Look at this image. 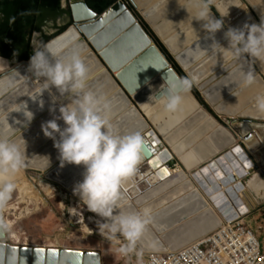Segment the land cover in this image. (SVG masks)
<instances>
[{
  "label": "water",
  "instance_id": "water-1",
  "mask_svg": "<svg viewBox=\"0 0 264 264\" xmlns=\"http://www.w3.org/2000/svg\"><path fill=\"white\" fill-rule=\"evenodd\" d=\"M131 1L164 50L186 76L190 84L187 91L191 98L202 107V114L211 116L216 123L220 124V127L215 128L212 132L211 130L203 131L202 133H209L208 136L201 142V147L199 146L201 143L194 146L197 150L201 148L200 150L204 151L203 159L207 162L200 169L193 171L192 181L195 185L198 184V187L204 190L206 195H212L216 191H220V183L226 186L235 180L232 173L234 166L238 177L243 180L246 174L245 167L249 163L244 150L245 145L237 140L230 131L232 128L229 126L230 129H228L219 122L218 118L228 117L248 123L264 122V114L259 113L255 108L256 95L264 93V66H261L259 61L252 65L256 72L255 79L254 83L247 87H235L234 83L223 86L229 81L240 79L239 65L233 59L232 53L227 50H223V60L219 56L210 55L200 50L199 46L201 49L210 51L212 38L203 27L205 21L196 18L203 9L205 12L210 11L214 19H222L223 26L214 33V38L219 44L227 47L228 41L224 36L227 29L241 27L244 23L259 24L261 15L264 13V0H162L160 4L148 9L155 18L154 24H152L153 21L151 23L149 19L146 20L134 0ZM69 6L72 24L65 31L46 42L48 47L55 52L58 49L62 50L63 57L61 59H68L74 52L80 54L82 51L90 50L83 60L87 66L91 65L89 79H92L96 71L103 70L102 74L90 79V85L97 94L107 97L106 99L110 101L107 117L113 133L126 134L139 131L142 134L148 128V124L143 118L146 114L141 110V106L149 100L155 91L160 89V86L165 83V79L167 80L165 74L162 73L164 72L162 66L167 63L165 61L171 65L179 80H183L182 77L123 0H118L102 14L94 11L88 0H71ZM122 10L126 12L123 17H118L119 22L126 27L129 25L128 23L135 21L142 35L148 38L151 44L145 51L135 53L131 60L128 58L133 55L132 53L129 54L130 56L125 54L124 57L123 53L120 54V61L116 66H112L83 27L89 23L98 25L102 21H109L110 16L114 14L117 16V13ZM160 14L163 15L162 18L157 17ZM117 25L119 24L113 26L117 29ZM39 36H41L40 33L35 34L33 47L40 48L41 43L38 44L37 39ZM73 40L77 42L71 48H65ZM195 47L196 51L193 52L192 48L195 49ZM9 61L12 63L11 60ZM29 63L30 59L19 61L12 66L13 69L9 73L0 76V91L9 92L0 101V131L13 141L19 139V146L25 161L22 167L23 171H42L45 176H43L44 180L59 189H66L67 195L73 194L74 184L82 179L83 166L65 164L61 167L53 140L46 137L42 129L38 130L32 127L48 111L50 97L45 92L38 97V100L45 101L44 107L41 109L38 100L33 101L28 96V88L25 90L22 86L17 88L22 81L15 76V73H25L26 76L23 80L27 85L33 82ZM223 66L229 70V76H226L227 70ZM118 68L121 69L117 74H114ZM245 70H247V65H245ZM140 89L143 91L136 95ZM22 91L25 92L22 94ZM8 102L11 103L8 104ZM23 102H26L28 109L34 113L33 119L26 127L23 124L15 123L16 120H24L21 111L24 108ZM54 116H59L58 109L55 113L49 112L44 118L52 119ZM147 121L149 122V120ZM57 122L61 128L64 127L62 120ZM41 124L42 122L39 124L40 128ZM38 134L41 138L47 139L32 146L31 139L36 138ZM142 136L144 152L141 163L148 164L153 157L152 146L146 139L150 133L145 136L142 134ZM230 145H234L233 148L229 147ZM215 149H218L220 153L217 154ZM235 155L239 156L241 160L236 161ZM226 159L231 163L229 164ZM181 165L187 169L185 164L181 163ZM218 165L228 177L223 176ZM144 166L146 165L139 164L137 171L143 170ZM207 167L215 172V176L209 173ZM206 173L209 174L205 175ZM202 174L205 175L207 181L202 179ZM192 181L187 178L185 171L173 175L167 174L160 183L150 187L141 197L134 198V200L129 198L123 187L127 210H138L144 206H149L153 210V223L149 226L148 239L158 241V247L155 250L145 248L144 251L176 250L194 242L221 225L218 216L211 208L206 207V203L196 189L197 186ZM131 184L130 179L125 182L126 187ZM241 187L243 184L239 182L234 186V189L226 190L228 196L225 197L221 191L215 196L221 200V214L227 220L246 211V207L238 195ZM235 207L236 209H234ZM101 262V254L97 250L13 246L0 243V264H102Z\"/></svg>",
  "mask_w": 264,
  "mask_h": 264
},
{
  "label": "clouds",
  "instance_id": "clouds-1",
  "mask_svg": "<svg viewBox=\"0 0 264 264\" xmlns=\"http://www.w3.org/2000/svg\"><path fill=\"white\" fill-rule=\"evenodd\" d=\"M70 1L63 0L62 8L70 10ZM123 1L134 12L141 25L148 26L138 14L133 2ZM60 18L57 24L62 27L64 25H60ZM68 18L71 19L70 26L72 16ZM196 19L205 21L203 27L212 38L210 51L199 46L200 50L219 56L222 60L223 50H227L232 53L233 59L239 65L240 79L229 81L223 86L234 83L235 87H247L253 84L256 72L252 65L259 61L260 65L264 66V13L259 24L244 23L241 27H229L224 33L228 41L227 47L219 44L214 38V33L223 26L222 19H214L210 11L205 12L203 9ZM46 32H48L47 27L41 32H36L41 34L37 38L38 44L41 43L40 48L33 47L32 42L34 51L30 57L29 71L35 77L34 80L38 81L39 91L35 96L29 97L37 101L38 97L47 90L50 96L48 108L50 113L57 111V103L61 98H67L69 102L59 103V116L42 122L41 129L46 137L53 140L61 167L65 164L83 166L82 179L74 184L72 192L79 197L81 205L101 218L97 221V229L101 237L108 240L112 237L118 238L121 242L116 251L124 257L134 254L139 259L145 248L155 250L158 247V241L148 239L149 226L153 223V210L149 206L138 210H127L123 186L137 172L138 165L142 161L144 138L139 131L126 134L113 133L107 117L110 101L87 88L88 66L78 52H74L66 60L57 58V52L48 47L47 43L43 46L44 36H51V33ZM196 47L192 48L193 52L196 51ZM49 56L54 58V62ZM14 60L22 61L13 59L12 63L10 62L11 66L16 64ZM226 70V76H229L230 72ZM188 86V80H166L160 89L149 97V100L152 103L163 101L165 111L175 112L179 109L183 93L187 91ZM53 88L56 90L55 93L52 91ZM38 103L43 109L45 101L39 99ZM23 104L24 108L21 111L24 120H16L15 123L26 127L33 119L34 113L28 109L26 102ZM255 108L259 113L264 114V93L256 95ZM102 112L105 114L102 115ZM58 120L63 121V128ZM218 120L220 122L219 118ZM244 150L255 166L254 158L249 155L246 146ZM24 162V154L20 146L0 131V176H14L23 167ZM170 163L167 165L172 167ZM16 188L17 185L12 179L0 181V212L7 209ZM10 231L11 226L0 217V235Z\"/></svg>",
  "mask_w": 264,
  "mask_h": 264
},
{
  "label": "bare ground",
  "instance_id": "bare-ground-1",
  "mask_svg": "<svg viewBox=\"0 0 264 264\" xmlns=\"http://www.w3.org/2000/svg\"><path fill=\"white\" fill-rule=\"evenodd\" d=\"M134 2L137 4L138 8L140 9L141 15L144 16L146 20L149 19L151 23L153 21L152 24H154L155 18L153 17V15H151L148 9L153 7L156 4H160L162 0H134ZM124 10L117 13V16L115 14L110 16L109 21H106V22L102 21L98 25H95L96 23H89L88 25H85L83 27L84 31L89 35L90 39L99 47L101 53L110 62L112 66H116L118 64L121 58L120 54L123 53V57H124L125 54H127L128 56L129 54L132 53L133 55L132 56L129 55L130 57L128 58L129 60H131L132 57L135 56V53L137 54L139 53V51H143V50L145 51L147 49V46L151 44L148 38L142 35L138 27V24L135 21L128 23L129 25L126 27L123 26L119 22L118 17L119 18L123 17L124 13L126 12ZM162 16L163 15L160 14L157 17L162 18ZM115 24H119L117 25L119 28L117 27L116 29L115 26H113ZM76 42H77L76 40H73V42L70 43L69 46H66L65 48L67 49L71 48L72 45H74ZM56 52L58 54L57 58L61 59L63 57L62 50L58 49ZM89 52L90 50L82 51L80 53L81 58L84 59V57ZM49 59L52 62H54V58H52L51 56H49ZM165 62L167 63H164V65L162 66V70L164 71L162 73L165 74V77L167 78V80H172V79L179 80L178 76L175 74V72H173L172 67L168 63V61H165ZM88 68H91V65L88 66ZM121 68H118L115 74H117L119 69ZM12 69L13 67L10 64V61L3 57H0V76L2 77L3 74L9 73ZM102 72L103 70L96 71V73L92 76V79L102 74ZM15 76L19 80L22 81V82L20 81L21 83L17 86V88L20 86H22L24 90L25 88H28L29 90L28 96H34L39 91V83L38 81L34 80L35 78L33 77V75L31 76L33 78L32 80L33 82H31L30 85H27L25 83V80H23L26 76L25 73L18 72V73H15ZM90 79L88 78L87 88L89 90L94 91V89L91 88ZM165 82H166V79H165ZM104 85H105V82H104ZM52 91L54 93L56 92L54 88L52 89ZM142 91L143 90L140 89V91L136 92L137 93L136 95H138V93ZM24 92L25 91H22V94ZM44 92L49 96V92L47 90H45ZM8 94H9L8 91H3V92L0 91V101H2L3 98H5ZM56 94L59 95L58 93ZM67 101H68L67 98H61V100L58 101L57 103V109L59 107V103H66ZM10 103L11 102H8V104ZM141 110L143 111L144 114H146L145 116L147 117L143 116V118L146 120V123L148 124V128H146L142 134L145 136L147 133H150V136H147L146 139L150 142L152 146L153 157L151 158V161L148 164L140 163V165H146V166L143 167V170L137 171L131 178H129L132 182L131 185L126 187V185L124 184L123 187L125 189V192L127 193V195L129 196L131 200H134V198L141 197V195H143L145 191H147L150 187H153L156 184L160 183L167 174L173 175V174H177V173H181L182 171H185L187 178H190L192 181L191 175L193 174V171L200 169L201 166L205 162H207L206 160L204 161L203 159L204 151L200 150L201 149L200 147L202 146L201 142L204 140V138L208 136L209 133L205 134L202 132L205 130H209V131L211 130L212 132L213 130H215V128L220 127V124L216 123L214 119L211 118V116H205L202 114L203 113L202 107L198 105L191 98V95L188 91L183 93L182 103L179 109L175 112L165 111L163 109V101H161L160 103H152V101L150 100L146 101L141 106ZM47 114H49V110L40 119H38L32 127H35L38 130L39 129L41 130L39 124L40 122H45L49 120V119L44 118ZM147 120H149V122ZM150 122L153 124H151ZM240 124L241 125H238V122H233L231 123V128L236 129L237 132H239V134L241 135H243V133L245 132H248L249 125H251V127L254 128L255 130L256 128H264V123L253 124V123H248V122L243 121ZM237 125L239 128H237ZM256 136L260 139V142L262 143V145H264V136L258 135L257 131H256ZM45 139L47 138H41V136H39L38 134L36 138L31 139L32 141L31 145L34 146L36 144H39V142H44ZM18 141L19 139H16L13 142L20 145ZM245 143L248 145V149H252L254 146L257 147L258 140L255 136H253L252 134H249V135H246ZM198 144H200L199 145L200 149L197 150L196 148H194V146H197ZM233 146L234 145H230L229 147L233 148ZM215 150L217 151V154L220 153L218 149H215ZM172 157L177 158L178 162L180 161L182 164H185L187 169L181 167L183 165H181L180 162H179V166L176 168L169 167L167 163L168 161L171 160ZM235 159L236 161L241 160L239 159V156L237 155H235ZM248 159H249L248 161L249 163H247L248 166L245 167L246 174L243 178L247 177L251 169L254 168L253 161H251L249 156H248ZM226 161L229 164L231 163L230 160L228 159H226ZM260 161L262 164H264V157ZM215 163L217 164V162ZM195 165L197 166L195 168H192ZM234 167H233L232 173H233V178H235V180H233L230 184L225 186V185H222L219 180H217V182H219L221 185L220 191L223 192L224 196L225 197L228 196L226 190H228L229 188L234 189V186H236L239 182H241V184H243V187H241V190L238 193V195L244 201L245 204H247V201L250 203L251 201L254 202V199L255 200L264 199V179L261 175L262 170L254 172L251 176H249L246 179L245 183H243V180H241V178L238 177V174ZM207 168H208L207 170H209V173L212 176H215V172L211 170L210 167H207ZM22 169L23 168H21L12 177L0 176V181H3L4 179H12L17 185L16 201L12 202V199H11L10 202L12 203L9 202L7 209H5L3 212H0V217L6 220L7 223L11 226L10 232L0 235V243L7 244V245L10 244L13 246L31 247L29 244V239L24 238L26 234H23L17 231L18 225L22 222L21 220H24V217H25V215L20 214L21 219L18 218L17 210L20 209L19 207L21 205H24V204L28 205L31 201L35 203L36 207L43 205V202H41L40 198L38 197V194L35 192L33 184L30 182L31 178L28 179V177H26V172H30V171L35 172V171L25 170L24 172ZM219 171H221L224 174L223 176H227V174L224 172V170H222L220 166H219ZM209 173H206L205 175H208ZM205 175L202 174V179L207 181ZM43 182L52 185V183H49L48 181L44 179H43ZM192 183L194 184L193 181ZM195 186H197L196 189L199 191L201 198L206 203V207L211 208L213 212L218 216L219 221H221L222 210H220V207L222 204L220 202L221 200L215 197L220 191L218 192L216 191L212 195H206L203 192L204 190L198 187V184H196ZM40 187L42 188L46 196L51 195L54 189L52 186H49L43 183L42 185H40ZM55 188L60 193L66 195V200H68V197H72L70 198L72 199L70 214L73 218L78 213L76 208L79 207V204H78L80 203L79 198L75 197L73 194L67 195L65 193L67 192L66 189H63V188L59 189L58 187H55ZM252 195L254 199L251 197L249 200V197ZM75 201H77L78 203H76ZM231 203L233 204L232 201ZM234 209H236V207ZM81 211L87 212L84 209ZM95 216L97 215L95 214ZM76 220L78 221L79 225L83 226L86 233L88 234L94 233L93 229L91 228V226L94 225L95 223L94 218L84 220L83 218L79 217ZM111 239L116 240L115 243L116 245L119 246L120 240L118 238L112 237ZM33 247H41V246H33ZM44 248H50V247H44Z\"/></svg>",
  "mask_w": 264,
  "mask_h": 264
},
{
  "label": "rangeland",
  "instance_id": "rangeland-1",
  "mask_svg": "<svg viewBox=\"0 0 264 264\" xmlns=\"http://www.w3.org/2000/svg\"><path fill=\"white\" fill-rule=\"evenodd\" d=\"M68 19L70 18L64 15L60 25L65 26L69 24L71 19ZM47 30L49 33L51 32L50 35L57 33L58 31L57 28L53 27L52 25L47 27ZM17 62L18 61H15L14 63ZM219 119L220 123L226 126L228 129H230L229 126L231 127V123L233 122H238V125H241L240 123L243 122L242 120L229 119L228 117H220ZM257 123L264 122H253V124ZM238 125L237 128H239ZM230 131H232L238 140L244 142V145L247 147V149L248 145L245 143L246 135L252 134L258 140L257 147L254 146L252 149H248L250 152H252L255 166L253 169H251L250 174L243 179V182L246 181V179L254 172L260 170L263 171H261V175L264 179V164H262L260 161L264 157V145H262L260 139L256 136V131L258 132V135L264 136V129L256 128L255 130L251 127V125H249L248 132L243 133V135L239 134V132H237V130L234 128H232V130L230 129ZM170 164L171 166L176 164L172 168L179 166L177 158H175V160ZM43 176L44 173L42 172H26V177H28V179L31 178V181H29L33 184L35 192L38 194L41 202H43V205L36 207L35 203L31 201L28 205H21L19 207L20 209L17 210L18 218H20V214L25 215L24 220H21L22 222L18 225L17 231L26 234L24 238L29 239L30 246L50 248L55 247L75 250H97L101 253L102 264H124L122 256L116 251L118 246H115L111 241H107L99 234L97 229V221L100 220V218L95 216V213L93 214V212L87 210L85 206L81 205L77 201L75 202L79 204V207L76 208L78 213L72 218L70 214L72 200L70 198L72 197H68V200H66L65 194L60 193L53 185L43 182ZM42 183L54 188L51 195L46 196L44 194L42 188L40 187ZM251 197L254 199L252 195L249 197V200ZM11 199L12 202L16 201V191L13 193ZM260 200L261 199L258 201ZM263 200L264 199H262V201ZM83 209L87 212H82L81 210ZM79 217L83 218L84 220H88L90 218L95 219L94 225L91 226L94 231L93 234L86 233L83 226L79 225L78 221L76 220Z\"/></svg>",
  "mask_w": 264,
  "mask_h": 264
},
{
  "label": "built area",
  "instance_id": "built-area-1",
  "mask_svg": "<svg viewBox=\"0 0 264 264\" xmlns=\"http://www.w3.org/2000/svg\"><path fill=\"white\" fill-rule=\"evenodd\" d=\"M258 200L249 205L242 200L246 212L230 221L222 216L219 227L186 246L143 250L139 259L134 254L122 256L124 264H264V200ZM112 240L107 241L118 246Z\"/></svg>",
  "mask_w": 264,
  "mask_h": 264
},
{
  "label": "trees",
  "instance_id": "trees-1",
  "mask_svg": "<svg viewBox=\"0 0 264 264\" xmlns=\"http://www.w3.org/2000/svg\"><path fill=\"white\" fill-rule=\"evenodd\" d=\"M63 0H0V55L8 59L28 60L33 54L32 42L36 32L51 25L58 28L57 33L44 36L43 46L54 36L65 31L69 24L59 27L58 19L65 14L71 16L69 9L62 8ZM118 0H88L90 7L102 14ZM183 80H187L182 70L162 47L152 31L143 24ZM190 85V84H189ZM195 95L197 93L194 91ZM202 102V101H201Z\"/></svg>",
  "mask_w": 264,
  "mask_h": 264
},
{
  "label": "crops",
  "instance_id": "crops-1",
  "mask_svg": "<svg viewBox=\"0 0 264 264\" xmlns=\"http://www.w3.org/2000/svg\"><path fill=\"white\" fill-rule=\"evenodd\" d=\"M68 20H70V19H68ZM58 29V28H57ZM46 33H48V32H46ZM51 33V32H50ZM115 74V73H114ZM248 152H249V155H251L252 156V152H250L249 150H248ZM253 157V156H252ZM247 204H251L250 202H248L247 201Z\"/></svg>",
  "mask_w": 264,
  "mask_h": 264
}]
</instances>
